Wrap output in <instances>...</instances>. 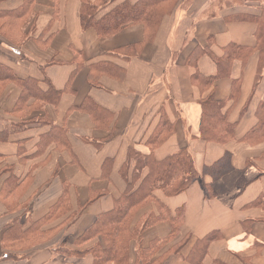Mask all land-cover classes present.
<instances>
[{"label":"crops","instance_id":"1","mask_svg":"<svg viewBox=\"0 0 264 264\" xmlns=\"http://www.w3.org/2000/svg\"><path fill=\"white\" fill-rule=\"evenodd\" d=\"M80 3L0 0V264H264V0H169L106 38ZM130 152L186 153L197 180L82 240Z\"/></svg>","mask_w":264,"mask_h":264},{"label":"trees","instance_id":"2","mask_svg":"<svg viewBox=\"0 0 264 264\" xmlns=\"http://www.w3.org/2000/svg\"><path fill=\"white\" fill-rule=\"evenodd\" d=\"M108 1L110 0H96L95 2L81 0L78 17L82 30L93 29L99 37L106 38L129 24L142 23L151 25L158 17L164 14L163 3L169 0H138L135 3L126 0L100 15V12L108 6ZM191 62L193 63L194 61ZM204 109L206 112L207 132L205 135L209 139L211 135H214L213 132L219 124L217 117L219 105H216L210 98ZM130 163H132V166L129 165ZM129 171L127 189L122 197V206L113 217H106L101 224L89 229L82 237V240H89L94 232L99 231H105L103 235L106 241L111 240L110 235L119 230L120 227L116 226L121 224L127 209L136 207L150 197L155 190H160L167 196L180 194L198 177L193 160L186 153L176 154L156 162L151 158V155L143 156L137 152H130L128 163L122 169V176L128 177ZM137 183L138 185L136 186ZM60 251L63 255L69 257L73 255L81 258L84 254L77 251L73 253L64 247ZM94 255H97L100 262L109 260L107 256L103 255L102 257L99 255V252L94 253Z\"/></svg>","mask_w":264,"mask_h":264}]
</instances>
